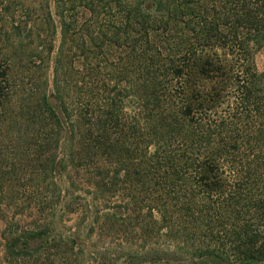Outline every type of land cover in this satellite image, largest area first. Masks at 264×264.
<instances>
[{"label":"trees","instance_id":"obj_1","mask_svg":"<svg viewBox=\"0 0 264 264\" xmlns=\"http://www.w3.org/2000/svg\"><path fill=\"white\" fill-rule=\"evenodd\" d=\"M263 45L264 0H0V264H264Z\"/></svg>","mask_w":264,"mask_h":264},{"label":"rangeland","instance_id":"obj_2","mask_svg":"<svg viewBox=\"0 0 264 264\" xmlns=\"http://www.w3.org/2000/svg\"><path fill=\"white\" fill-rule=\"evenodd\" d=\"M19 12V11H18ZM20 14V13H19ZM20 16H23L22 13L20 14ZM10 20L8 18L7 21V27H5L6 29L9 28V23ZM6 34H2V36H5ZM255 61H256V65L257 68L260 72H264V45L263 47L257 52L256 56H255ZM0 229H1V225H0ZM23 264H25V262L21 261ZM17 264V263H16Z\"/></svg>","mask_w":264,"mask_h":264}]
</instances>
